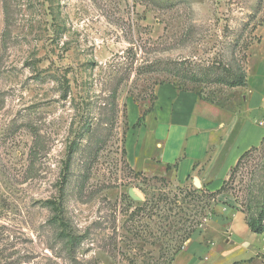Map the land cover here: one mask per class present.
I'll return each instance as SVG.
<instances>
[{
	"label": "rangeland",
	"instance_id": "1",
	"mask_svg": "<svg viewBox=\"0 0 264 264\" xmlns=\"http://www.w3.org/2000/svg\"><path fill=\"white\" fill-rule=\"evenodd\" d=\"M230 70L264 93V0H0V264H168L193 230L172 264H264V141L215 196L123 153L128 104L236 109Z\"/></svg>",
	"mask_w": 264,
	"mask_h": 264
},
{
	"label": "crops",
	"instance_id": "2",
	"mask_svg": "<svg viewBox=\"0 0 264 264\" xmlns=\"http://www.w3.org/2000/svg\"><path fill=\"white\" fill-rule=\"evenodd\" d=\"M248 81L247 76L242 105L236 109L168 82L156 86L155 98L141 122L143 108L132 101L127 107L124 136L130 168L144 176L171 178L180 185L192 180L195 186L198 177L200 188L217 191L242 155L264 141V123H260L264 120V93L245 88ZM132 108L137 113L129 120ZM194 237L186 241L173 262L191 250L199 236ZM186 256L189 260L194 257Z\"/></svg>",
	"mask_w": 264,
	"mask_h": 264
},
{
	"label": "trees",
	"instance_id": "3",
	"mask_svg": "<svg viewBox=\"0 0 264 264\" xmlns=\"http://www.w3.org/2000/svg\"><path fill=\"white\" fill-rule=\"evenodd\" d=\"M233 76H231V77H229L228 78V80L227 81H225V83L228 85V86H230V87H237V86H246V84H247V75L245 74V72L244 71H240V72H235V71H229ZM219 82H222V81H224V79L223 78H220L219 80H218ZM177 88V87H176ZM178 89H182V88H178ZM184 90H186V89H184ZM197 92V91H196ZM197 94L199 95V96H201L198 92H197ZM148 110L147 109H145V111L143 112V114L141 115V117H140V122L142 121V120H144V118H145V115H146V112H147ZM123 153L125 154V148H124V150H123ZM247 153V152H246ZM246 153H244L243 155H242V157L240 158V160L246 155ZM240 160H239V162H240ZM238 162V163H239ZM238 163L236 164V166L238 165ZM236 166H234V167H236ZM233 167V168H234ZM137 174H141L140 172H136ZM225 185H226V182L224 181V183L222 184V186L217 190V191H209L212 195H217V194H219V193H221V192H223L224 191V189H225ZM202 190L203 189H196V188H194V191H201L202 192ZM206 191H208V190H206ZM137 210H138V208H136V210H134V212H132V214H131V217H133L134 215H135V213H137ZM246 223H247V225H248V227H249V229L252 231V232H255V233H258V234H262V233H264V215H262V214H260V215H257V216H248L247 218H246ZM194 232H195V230H193V231H190V232H188V233H186L185 235H184V238H183V242H186V241H188V240H190L192 237H193V234H194ZM184 246V245H183ZM182 247H180V248H178V252L175 254V256L173 257V258H171L170 260H169V262H168V264H171L173 261H174V259H175V257H176V255L182 250L181 249ZM242 263V261H235V262H233V263H231V264H241Z\"/></svg>",
	"mask_w": 264,
	"mask_h": 264
},
{
	"label": "water",
	"instance_id": "4",
	"mask_svg": "<svg viewBox=\"0 0 264 264\" xmlns=\"http://www.w3.org/2000/svg\"><path fill=\"white\" fill-rule=\"evenodd\" d=\"M194 185L196 188H200L201 187V183L198 177H195L194 179ZM138 194L141 196V194L138 192Z\"/></svg>",
	"mask_w": 264,
	"mask_h": 264
},
{
	"label": "built area",
	"instance_id": "5",
	"mask_svg": "<svg viewBox=\"0 0 264 264\" xmlns=\"http://www.w3.org/2000/svg\"><path fill=\"white\" fill-rule=\"evenodd\" d=\"M260 123L263 124L264 123V120H262Z\"/></svg>",
	"mask_w": 264,
	"mask_h": 264
}]
</instances>
